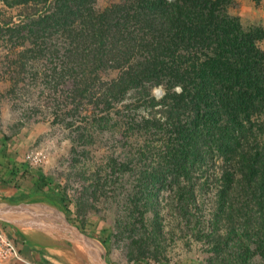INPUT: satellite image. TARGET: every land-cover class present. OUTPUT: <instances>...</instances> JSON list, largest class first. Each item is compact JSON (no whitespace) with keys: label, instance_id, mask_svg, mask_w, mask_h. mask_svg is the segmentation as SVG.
I'll use <instances>...</instances> for the list:
<instances>
[{"label":"trees","instance_id":"obj_1","mask_svg":"<svg viewBox=\"0 0 264 264\" xmlns=\"http://www.w3.org/2000/svg\"><path fill=\"white\" fill-rule=\"evenodd\" d=\"M95 2L0 0L9 9L20 8L18 22L7 16L0 28L14 39L18 62L12 65L23 69L24 60L47 56L49 65L55 63L53 75L76 82L72 92L80 99L92 89L88 81L117 71L115 79L99 82L104 88L96 105L103 109L89 126L113 122L144 132L148 150L140 155L152 161L143 167L141 184L174 190L183 210L195 204L197 184L214 187L212 224L226 218L225 237H257L264 258V53L257 45L263 30L244 29L227 0H122L99 14ZM157 88L163 91L159 99L152 95ZM128 94L134 109L143 107L145 114L128 115L131 105H124L119 118L110 119L106 109ZM7 140L0 138V154ZM4 156L0 185L13 184L17 192L8 202L38 199L68 216L61 190L26 163ZM128 163L113 161L123 171ZM16 177L29 180V187L21 188ZM212 235L221 237L198 233ZM246 250L240 259L248 257Z\"/></svg>","mask_w":264,"mask_h":264},{"label":"rangeland","instance_id":"obj_2","mask_svg":"<svg viewBox=\"0 0 264 264\" xmlns=\"http://www.w3.org/2000/svg\"><path fill=\"white\" fill-rule=\"evenodd\" d=\"M121 1L96 0L94 12L99 14ZM227 2L229 13L244 29L257 27L264 32V0ZM19 12L20 8L0 4V28L7 16H13L17 23ZM13 44L14 39L9 41L8 34L0 30V138H8L0 161H5V155L26 163L61 190L70 209L68 219L79 226L83 222L82 232L103 243L110 264H264L256 249L257 237H225L226 218L212 224L214 187L197 184L195 204L191 202L183 210L174 190L141 184L143 167L152 161L140 155L148 150V142L142 141L144 132L112 126L113 122L107 128L89 126L103 109L96 105V94L104 88L99 82L115 79L117 71H104L100 81H88L92 89L80 99L72 92L76 82L53 75L55 63L49 65L47 56L22 60L23 69L14 67L11 61L18 59L12 54ZM257 45L264 53V38ZM152 95L159 99L163 91L154 89ZM133 101L128 94L106 109L110 119L117 120L123 106ZM131 108L128 115L145 114L143 107L135 110L132 104ZM81 134H85L84 139ZM126 159L127 170L113 164L125 163ZM4 177L7 179L8 174ZM14 180L23 189L30 185L29 180ZM15 192L13 184L0 185V204L8 202V196ZM236 221L242 223L243 219ZM233 225L241 229L239 224ZM200 232L221 237H199ZM218 242L220 248L215 250ZM140 247L144 249L142 255ZM246 249L248 257L240 259Z\"/></svg>","mask_w":264,"mask_h":264},{"label":"crops","instance_id":"obj_3","mask_svg":"<svg viewBox=\"0 0 264 264\" xmlns=\"http://www.w3.org/2000/svg\"><path fill=\"white\" fill-rule=\"evenodd\" d=\"M17 196V192L8 197ZM41 211L22 208L9 215L21 224L7 225L20 253L38 264H110L102 242L83 233L77 237L70 226L78 228L64 213L41 200H25ZM39 226V227H38Z\"/></svg>","mask_w":264,"mask_h":264},{"label":"built area","instance_id":"obj_4","mask_svg":"<svg viewBox=\"0 0 264 264\" xmlns=\"http://www.w3.org/2000/svg\"><path fill=\"white\" fill-rule=\"evenodd\" d=\"M0 264H38L25 258L19 251L6 224L0 222Z\"/></svg>","mask_w":264,"mask_h":264},{"label":"water","instance_id":"obj_5","mask_svg":"<svg viewBox=\"0 0 264 264\" xmlns=\"http://www.w3.org/2000/svg\"><path fill=\"white\" fill-rule=\"evenodd\" d=\"M22 208H28L32 209L33 211H41L43 212L42 209H40L38 206H32V204L26 202V201H21L18 203H11V202H5L0 204V221H4L7 223H12V224H21L19 223L18 220L12 218L9 213L11 211H16L18 209ZM71 232L76 234L77 237L82 236L83 234L79 232L78 228L70 226ZM102 264H106L104 261H102Z\"/></svg>","mask_w":264,"mask_h":264},{"label":"bare ground","instance_id":"obj_6","mask_svg":"<svg viewBox=\"0 0 264 264\" xmlns=\"http://www.w3.org/2000/svg\"><path fill=\"white\" fill-rule=\"evenodd\" d=\"M39 227V226H38Z\"/></svg>","mask_w":264,"mask_h":264}]
</instances>
